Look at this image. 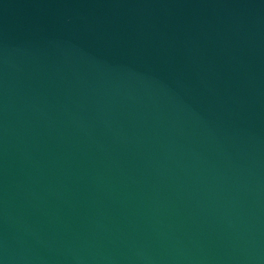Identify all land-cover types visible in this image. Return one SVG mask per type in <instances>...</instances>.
Returning <instances> with one entry per match:
<instances>
[{
	"label": "water",
	"instance_id": "obj_1",
	"mask_svg": "<svg viewBox=\"0 0 264 264\" xmlns=\"http://www.w3.org/2000/svg\"><path fill=\"white\" fill-rule=\"evenodd\" d=\"M0 264H264V0H0Z\"/></svg>",
	"mask_w": 264,
	"mask_h": 264
}]
</instances>
